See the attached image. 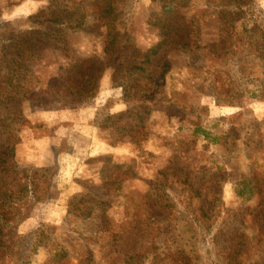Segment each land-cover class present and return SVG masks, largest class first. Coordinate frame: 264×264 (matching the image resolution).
<instances>
[{
	"label": "rangeland",
	"instance_id": "rangeland-1",
	"mask_svg": "<svg viewBox=\"0 0 264 264\" xmlns=\"http://www.w3.org/2000/svg\"><path fill=\"white\" fill-rule=\"evenodd\" d=\"M53 1L67 0H0V91L4 55L24 52L17 39L43 25L35 16ZM164 1L119 2L131 41L112 58L94 18L35 34L37 94L20 102L28 122L15 161L49 169V197L6 230L0 264H264V0L180 1L176 20L199 29L189 49L160 53L162 94L136 141L102 126L135 105L111 63L160 42ZM91 57L103 64L99 91L71 107L56 97L58 79Z\"/></svg>",
	"mask_w": 264,
	"mask_h": 264
},
{
	"label": "trees",
	"instance_id": "trees-1",
	"mask_svg": "<svg viewBox=\"0 0 264 264\" xmlns=\"http://www.w3.org/2000/svg\"><path fill=\"white\" fill-rule=\"evenodd\" d=\"M69 1L65 4L53 1L41 9L35 19L38 24L43 25L34 31V34L20 37L16 41V47L25 45L24 52L4 55L5 85L0 94L7 103L0 104V255L7 248L6 230L27 217L23 209L31 207V203L43 202L49 197V169L21 168L15 161L16 145L20 141L18 133L28 122L20 102L37 94L38 82L32 64L35 61V34H46V23L78 28L89 18H94L105 33L103 37L107 45L106 56L110 55L112 58L115 48L123 50L131 41L129 34L122 35L120 31L121 11L118 4L122 0H72L71 4ZM180 1L182 0L164 1L161 16L156 24L161 34L157 45L144 51L134 48L122 62L111 63L114 69L113 82L123 88L125 98L133 101L135 105L129 106L125 111L106 115L102 126L112 129L122 137H130L132 141H136L135 135L144 127L155 96L162 94L159 88L163 85L167 65L163 61L165 56L160 53L169 48L189 49L193 37L198 32L199 28L193 22L185 20L179 23L176 20L175 13H179ZM48 29L49 32L54 30L52 35L55 36L57 29ZM58 37L63 38L61 35ZM258 37L264 41V31ZM257 46L259 50L264 48L260 43ZM25 53L26 56L23 57ZM69 72L71 74L67 78L59 77L60 85L56 97L67 98L72 103L71 107L93 99L100 88L99 78L103 73L101 60L98 57L76 60L70 64ZM194 132L202 133L205 138L209 137L208 132L201 126H196ZM106 177L112 179L113 176L108 172ZM237 194L242 197L245 192L239 190ZM76 198L78 195L74 197Z\"/></svg>",
	"mask_w": 264,
	"mask_h": 264
}]
</instances>
